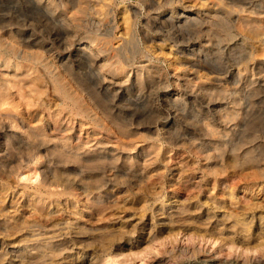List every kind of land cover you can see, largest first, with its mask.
<instances>
[{
  "label": "rangeland",
  "instance_id": "obj_1",
  "mask_svg": "<svg viewBox=\"0 0 264 264\" xmlns=\"http://www.w3.org/2000/svg\"><path fill=\"white\" fill-rule=\"evenodd\" d=\"M0 3L12 26L54 45L61 69L45 57L35 70L20 57L0 67L2 79L29 75L23 87L7 83L4 108L31 126L41 118L44 138H8L14 162L0 167V217L56 210L55 221L43 223L48 235H65L56 239L63 255L54 264H264V160L247 167L234 158L264 153V0ZM84 41L91 49L77 56ZM56 77L84 112L57 92ZM124 123H132L130 132L119 128ZM60 128L79 152L109 158L89 165L67 159L49 136ZM131 163L143 174L116 172ZM62 166L76 191L59 195L58 207L37 202L44 167L54 175ZM27 231L7 238L0 264L18 262L13 250L26 244ZM174 248L196 254L171 261Z\"/></svg>",
  "mask_w": 264,
  "mask_h": 264
},
{
  "label": "bare ground",
  "instance_id": "obj_2",
  "mask_svg": "<svg viewBox=\"0 0 264 264\" xmlns=\"http://www.w3.org/2000/svg\"><path fill=\"white\" fill-rule=\"evenodd\" d=\"M18 1H20V0H18ZM26 1H30V0H26ZM31 3H34V0H31ZM7 6L8 5H6V8H7ZM9 6H10V4H9ZM18 11H20V10H18ZM9 13H10V11H9ZM251 13L254 15L260 14V12H258L256 10L251 11ZM262 13H264V11ZM42 17H43V15H42ZM42 17H41V20H42ZM53 43H54V41H53ZM91 45H92L91 43H88L86 41L82 42L81 46L77 48V53H78V54L76 53L77 56H80V53L86 54L88 52V50L91 49ZM54 48L55 47L52 43L50 44L49 47H46L45 45L41 44V41H38L37 39L33 38L32 35H27L24 32V29L15 28L14 26H12L11 20L9 19L8 14H6L4 12L3 13L0 12V67L8 68L11 66V60H10L11 58L16 59V58L20 57V59L22 61H29V62L35 64V68H33L35 70L40 65L39 64L40 61L45 57V58H51L55 68L58 69V71H61L58 64H56L57 63L56 62L57 54H56V51ZM19 50L22 52L21 56L16 55ZM28 66H29V69H31V66L29 64H28ZM5 74L8 75V73H6V72H5ZM28 76H29L28 74L24 75L23 73H20V75H19V74L14 73L12 75L11 79L0 78V167H2L4 165H10L12 162H14V159H12V155H11V148L12 147H11L9 140H8L9 137L17 138L19 142L20 141L22 142L21 138H23V136H25L27 138L28 137H34L35 140H42L41 138H43V137H39L41 135H39L37 133V128L39 127L38 125H41V118L39 120H37L38 121L37 124H35L34 126H31L30 122H28V120L23 116V114L17 115V114H14L9 107L4 108V106H6V105L9 106L11 104L10 99H11L12 92L10 91V85L7 83H9L10 80H12L13 83L20 85V87H23L25 85V79ZM61 78L63 79L62 76H61ZM92 79H94V78H92ZM119 79H121V78H119ZM114 81H115V79H114ZM94 82H96V81H94ZM53 84H54V88L57 89V92L61 94V96L64 98V100H66L72 104L73 110L75 109L76 111L84 112V108L82 106L81 100L78 99L77 97H75L70 91H68L67 87L62 83L61 79L56 77V80L54 79ZM30 88H32V87H30ZM75 89H77L78 92L82 93L83 95L86 94V93H84V91H82L78 87ZM31 91H33V89H31ZM130 91H131V89H130ZM136 98H138V97H136ZM133 100H135V99H133ZM135 103H136V101H135ZM130 106H131V104H130ZM118 108H119V106H118ZM244 108H246V107H244ZM34 115L37 118L39 116L38 113H35ZM131 118H132V116H131ZM130 125H132V123H130ZM130 125L127 123H124L122 125H119V128L123 132H130V130H132V128H130ZM67 130H69V129L60 128V129H52L50 131L49 136L52 137L51 140L55 139V140H53L55 142V145L53 148L56 152H58L59 154L61 153L62 155L67 157V159L70 157L75 158V160L77 162H80L84 165H89L87 163H93L94 161H97V160L102 161L104 159L109 158V157H107L108 154H104V152L99 153V156H93L92 154L88 155L87 153L79 152L80 150H82V147L80 145L74 146V144H72L73 138L71 137V135H68V137L64 136L65 135L64 132H66ZM166 133H168V132H166ZM58 135H63V137H59ZM24 144H25V142H24ZM214 149H216V148H214ZM137 150H138V148H137ZM260 151H263V150H260ZM263 155H264V153L256 154V153H253L251 151H240V152L235 154L234 158H235L236 162H239V163L241 162L240 164H242L244 166L260 167V165L263 163L262 161L264 160ZM136 161H138V160H135L133 162H136ZM139 166H140V164L131 163V164L125 165L124 167L118 169V171H116V172H121L122 173L121 175L124 174L126 176H130L132 173L139 172L137 174L140 175L141 173L143 174V170H141ZM44 168H45V170H43L44 176H43V179L40 183L39 190L36 192L38 199H39L37 202H41V201L49 199L50 200V206H51V203L52 204L56 203V207H58L60 204L58 203L59 201L56 200L57 197L59 195H62V194H69V191H76L75 185H77V184L74 185V184H69V183L64 182L65 181L64 180L65 175L70 174L67 171L68 167L65 168L62 166V167H59V169L57 167V169H58L57 173H55L54 175H49L50 173L49 174L47 173L46 167H44ZM0 172L2 173V174L0 173V181H3V179L5 177V175H4L5 173L2 171H0ZM109 173H110V171H109ZM98 174L99 173H95L94 175L99 176ZM67 182H69V181H67ZM52 187H55V188L61 187L62 190L59 191L60 193H58L56 191H52L51 190ZM80 192H81L80 194L83 197H87L88 194H86V191L84 189H80ZM169 200H170V197L167 199V202L163 203V205L164 204L169 205V203H168ZM163 205H162V209L164 208ZM32 210L33 211L30 212V215L28 216V218H25V219L21 218V217H15V216L10 217L6 213L0 217V218H2V219H0V263H3L8 258V249H6V246L8 244L6 241L7 238L10 237L12 234H14L16 231H18V229H22L23 227H25V229L29 230V231H27L28 239H26L27 240L26 244H24L23 246H20L18 250H13V252H15V253L12 256H13V258L17 259V261H18L16 264H54L56 259H58L60 256L63 255V252L61 250L55 249V246L57 245V244H55V242L58 241L56 239L60 238L61 236L64 235L61 232V230H59V232H57L55 230L53 232V234H50V235H48V232L43 231V229H45V230L49 229L48 224H46V225L43 224L46 220L51 219V222H49V223H52L53 220L55 221L54 218H55L56 210L50 212L49 208L37 209L36 207H32ZM40 219H43V220L40 221ZM160 222H162V221H160ZM58 225H59V223H55L53 226H50V227H54V226H58ZM108 239H110V238H108ZM65 240L66 239H65V235H64V237L61 239V242L65 241ZM47 250H50V251L47 252ZM195 254H196L195 250L185 251V250H180L179 248L178 249L174 248L171 251V258L170 259H171V261H173V260H176L182 256H189V255L194 256ZM87 262H89V261H87ZM116 262H117L116 260H113L109 264H116ZM170 263L171 262L168 261L165 264H170Z\"/></svg>",
  "mask_w": 264,
  "mask_h": 264
}]
</instances>
